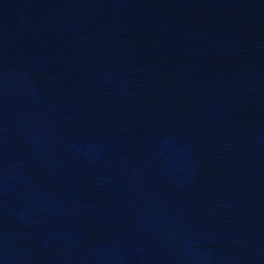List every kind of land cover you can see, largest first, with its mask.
<instances>
[{
  "label": "water",
  "instance_id": "water-1",
  "mask_svg": "<svg viewBox=\"0 0 264 264\" xmlns=\"http://www.w3.org/2000/svg\"><path fill=\"white\" fill-rule=\"evenodd\" d=\"M0 264H264V0H0Z\"/></svg>",
  "mask_w": 264,
  "mask_h": 264
}]
</instances>
